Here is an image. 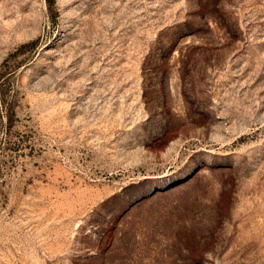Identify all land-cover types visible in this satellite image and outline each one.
<instances>
[{"label": "rangeland", "instance_id": "374dc122", "mask_svg": "<svg viewBox=\"0 0 264 264\" xmlns=\"http://www.w3.org/2000/svg\"><path fill=\"white\" fill-rule=\"evenodd\" d=\"M0 264H264V0H0Z\"/></svg>", "mask_w": 264, "mask_h": 264}, {"label": "trees", "instance_id": "16d2710c", "mask_svg": "<svg viewBox=\"0 0 264 264\" xmlns=\"http://www.w3.org/2000/svg\"><path fill=\"white\" fill-rule=\"evenodd\" d=\"M48 4H53L54 0H46Z\"/></svg>", "mask_w": 264, "mask_h": 264}]
</instances>
